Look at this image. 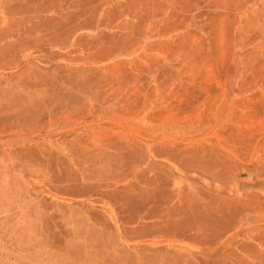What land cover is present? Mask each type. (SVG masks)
<instances>
[{
  "label": "rangeland",
  "instance_id": "obj_1",
  "mask_svg": "<svg viewBox=\"0 0 264 264\" xmlns=\"http://www.w3.org/2000/svg\"><path fill=\"white\" fill-rule=\"evenodd\" d=\"M0 264H264V0H0Z\"/></svg>",
  "mask_w": 264,
  "mask_h": 264
}]
</instances>
